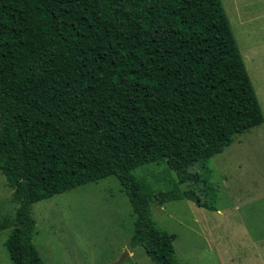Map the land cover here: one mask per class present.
Instances as JSON below:
<instances>
[{
	"label": "trees",
	"instance_id": "1",
	"mask_svg": "<svg viewBox=\"0 0 264 264\" xmlns=\"http://www.w3.org/2000/svg\"><path fill=\"white\" fill-rule=\"evenodd\" d=\"M264 123L221 0H0V170L15 203L13 264H45L35 203L108 177L132 204L131 248L177 264L152 205L187 199L190 171ZM177 176L148 193L133 172ZM211 209V210H212Z\"/></svg>",
	"mask_w": 264,
	"mask_h": 264
},
{
	"label": "rangeland",
	"instance_id": "2",
	"mask_svg": "<svg viewBox=\"0 0 264 264\" xmlns=\"http://www.w3.org/2000/svg\"><path fill=\"white\" fill-rule=\"evenodd\" d=\"M221 1L264 114V0ZM190 171L200 182L180 190H194L213 209L187 199L152 205L156 227L177 236V264H264V123ZM133 175L148 193L178 180L164 163ZM15 207L0 170V264H13L4 243ZM32 215L33 243L45 264H154L142 247L131 248L133 207L114 177L35 203Z\"/></svg>",
	"mask_w": 264,
	"mask_h": 264
}]
</instances>
